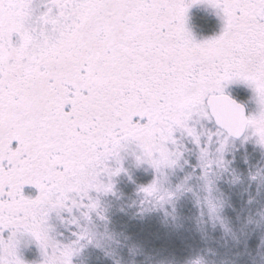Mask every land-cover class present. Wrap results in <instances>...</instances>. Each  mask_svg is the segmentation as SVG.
Instances as JSON below:
<instances>
[{
    "label": "snow or ice",
    "instance_id": "1",
    "mask_svg": "<svg viewBox=\"0 0 264 264\" xmlns=\"http://www.w3.org/2000/svg\"><path fill=\"white\" fill-rule=\"evenodd\" d=\"M202 3L223 21L203 39L188 27ZM237 83L258 113L230 94ZM202 123L215 125L206 138ZM249 132L264 146V0H0V264H27L22 235L39 264H71L91 238L56 239L52 213L82 227L75 213L89 216L93 191L114 190L130 144L137 168L156 173L138 189L151 193L185 137L201 161L213 142L224 161L228 142Z\"/></svg>",
    "mask_w": 264,
    "mask_h": 264
},
{
    "label": "rangeland",
    "instance_id": "2",
    "mask_svg": "<svg viewBox=\"0 0 264 264\" xmlns=\"http://www.w3.org/2000/svg\"><path fill=\"white\" fill-rule=\"evenodd\" d=\"M188 27L203 39L219 33L223 21L217 9L202 3L190 10ZM228 91L247 106L249 114L259 112L256 97L247 85L233 84ZM198 127L205 138L215 131L214 124L202 123ZM181 144L187 145L183 157L175 167L161 168L155 191H138L141 185H150L156 173L147 163L137 168L138 153L130 144L124 161L128 171L111 178L114 190L93 191L97 206L88 210L89 216L82 211L75 213L82 227L72 224L74 217L67 211H61L59 216L52 213V235L56 239L68 243L76 239L73 230L84 229L91 238V243L88 239L82 241L85 246L71 257V264H133L128 259L138 260L136 264H146L151 259H160L151 264H168L165 260L184 264L200 249L205 254L198 253L185 264H262L264 146L257 143L255 136L247 141L232 139L226 159L221 161L218 145L213 142L210 154L201 161L199 149L189 139L185 137ZM209 161L205 177L201 166H207ZM103 182L107 185L108 177ZM27 187L34 195L36 189ZM170 193L174 194L171 198ZM249 212H254L250 220ZM257 228L263 229V239L254 235ZM19 241L20 257L27 264H39L43 257L35 241L28 235L20 236Z\"/></svg>",
    "mask_w": 264,
    "mask_h": 264
},
{
    "label": "trees",
    "instance_id": "3",
    "mask_svg": "<svg viewBox=\"0 0 264 264\" xmlns=\"http://www.w3.org/2000/svg\"><path fill=\"white\" fill-rule=\"evenodd\" d=\"M24 191H25V193H26V195H28V196H31L33 193H31L32 192V190L31 189H29V187H25V189H24ZM245 202L246 201H244V204H245ZM246 210V209H245ZM245 210L243 211V212H241V214L242 215H246L245 214ZM254 212H249V216L247 217V218H249V220H250V216L253 214ZM124 216V215H123ZM124 217H126V216H124ZM128 218V217H127ZM149 218V217H148ZM245 218V217H244ZM136 219V218H135ZM139 220L140 219H136L135 220V222H139ZM245 223H246V219H245V222L243 223V225H245ZM251 232V231H250ZM125 234H127V232H124ZM128 234H129V232H128ZM130 234H131V232H130ZM263 234V229H261V228H257V230L255 231V234L254 235H260V238H262L261 237V235ZM253 235V234H252ZM129 236V235H128ZM257 237V236H256ZM263 239V238H262ZM227 241H230L231 239H226ZM245 240V239H244ZM243 241V240H242ZM254 243H255V241H254ZM201 251V252H200ZM198 253H203V254H205V252H202V250L200 249L198 252H193L191 255H189L188 256V258L183 262L184 264L185 263H187L188 261H190L192 258H193V256H195L196 254H198ZM130 255V254H129ZM256 256H259L260 257V253L259 252H257V254H256ZM133 258H135V257H133ZM128 259V258H127ZM128 260H132V261H134L133 262V264H136V263H138V260H133V259H128ZM160 260V259H159ZM158 259H151L149 262H146V264H151L150 262H152L153 261V263H155V262H158L159 261ZM262 260H264V259H262ZM260 261L262 264H264V262L263 261ZM165 261H167L168 262V264H172V261L171 260H165ZM129 262V261H128ZM140 262V261H139ZM92 264H94L95 263V261H92L91 262ZM218 263H220V262H218ZM99 264H108V263H100L99 262ZM112 264V263H111Z\"/></svg>",
    "mask_w": 264,
    "mask_h": 264
},
{
    "label": "water",
    "instance_id": "4",
    "mask_svg": "<svg viewBox=\"0 0 264 264\" xmlns=\"http://www.w3.org/2000/svg\"><path fill=\"white\" fill-rule=\"evenodd\" d=\"M247 110H248V109H247ZM242 138H243V137H241V138H239V139H242ZM239 139H238V140H239Z\"/></svg>",
    "mask_w": 264,
    "mask_h": 264
}]
</instances>
